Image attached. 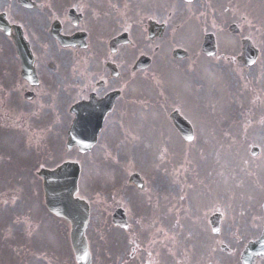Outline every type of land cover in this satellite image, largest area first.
Masks as SVG:
<instances>
[{
  "label": "rangeland",
  "instance_id": "374dc122",
  "mask_svg": "<svg viewBox=\"0 0 264 264\" xmlns=\"http://www.w3.org/2000/svg\"><path fill=\"white\" fill-rule=\"evenodd\" d=\"M37 1L42 2L44 0ZM231 4L237 5L234 0ZM244 7L252 8L247 12L249 18H246L244 15ZM244 7L229 8V12L234 16L242 15L239 22L244 29V35L238 38H249L253 45L260 50V56L262 53V59L259 57V63L257 62L258 64L250 68H245L242 64L238 63L230 65V70H234L235 73H223L224 81H221L223 69L220 71L219 66L212 64L208 60L201 59L200 63L205 68L210 67L215 85L214 95L218 97L216 100H212L210 95L206 98V94L208 95L211 89L205 88L206 93L200 98L203 104L201 103L197 106V109H200L203 114L201 119L195 117L194 111L190 110V108L185 107V112L181 110L191 123L202 127L200 134L196 132V139L193 144L187 145L181 140V144L179 143L177 135L169 128L164 118V112L167 107L162 103H156L160 99H163L164 103L167 104V99L170 97L168 94L171 90H166L167 84L164 81L162 72L159 69H155L153 71V84L156 89H154L152 96H149V100L153 101L155 105L160 104L159 111L158 114L152 117L151 112L148 114L145 104L142 105L144 99H139L136 105L125 112L126 119L131 124L132 129L126 133L124 131L120 132L119 137H126L130 142L129 153H127L126 148L120 151L114 145L119 132V121L114 126L111 125L107 128V135L110 139L107 140L106 146H114L110 147L112 151L105 152L104 160L101 163L104 162L107 165L102 167L101 170L106 172L107 177L111 178V182L107 184V178L103 177L101 184H104V182L106 184L100 189L97 172L94 167L92 172L93 168L91 169V167L93 164H96V157L99 153L91 157L80 158L82 167L86 168H83L82 175L84 181L81 186V193L88 191L90 185L95 189L98 188L96 197L91 199V201L94 206L98 204L101 207V211L98 214L99 219H96V216L93 215V231L90 237L94 264H201L200 253L203 252L204 248H207L210 242L215 245L210 253L213 258L212 264H223L217 259L225 258L229 264L236 261L235 258L231 257L240 256L247 243L260 237L264 224V214L262 211L264 202V28L259 23V20L264 19V0H244ZM17 8L16 0H0V10L9 11L14 17H17ZM259 9L261 12H259ZM202 12L205 15L209 14L212 18L215 16V13L211 9ZM27 13L29 14V12ZM48 13L47 8L41 12H35L36 19H41V23H34V26L44 34H47L46 14ZM224 18H226V15H224ZM30 20L34 21L33 18H30ZM190 26H194L193 22H191ZM169 43L184 44L192 54H196L198 59H200V30L192 29L188 35L181 33L174 34L170 37ZM228 44L232 45V53L237 52L239 49L236 41H230ZM172 48L169 45L168 51L170 52ZM226 57L224 55V60H218L222 62L223 66L228 64L225 59ZM194 60L193 56L189 61L186 60L175 64L181 65L186 70L194 66ZM196 70L200 78H192L194 84L199 83L206 86L202 78L207 84H211V77L205 72V69L197 67ZM168 71L173 72L171 68ZM169 72H166L165 80L170 78V74L174 75V72L170 74ZM175 75L178 82L180 81L184 92L187 93L185 102L188 104L190 98L187 88L189 84V71L186 70L181 75L179 73ZM242 87L244 88V104L241 95ZM66 91L68 92V87H66ZM196 93L195 90L194 94ZM181 102L183 103V100ZM190 102L194 106L197 105L196 100L190 99ZM62 105L66 106V104ZM176 107L169 104L168 114L176 109ZM52 108L54 109V107ZM48 116H53V112H50ZM189 117L193 118L190 119ZM8 120H10V117ZM159 124L163 125L164 129L160 130ZM203 128H205L208 135L212 136V139L207 138L204 140ZM47 129L48 127L45 123L34 122L31 130L37 132V135L33 141V133L26 124L20 123L17 127L7 125L6 129L0 127V149L3 148L8 154L6 163L13 164L14 166H18V164L31 165L32 163L35 165L37 164L35 162L37 155L34 154L36 150L49 151L51 157L46 159H50L51 164L60 160H70V153H67L65 149L66 137L61 138L60 142V137L55 132L48 133V137H45L44 134L41 135V132L47 131ZM55 129H65V123H56ZM161 131L167 132L173 139L174 144L178 143L175 146V148L178 147V151L176 150L178 157L172 155V158L169 159V163L174 167V171L185 169V176L183 178L185 184L184 186L181 185L179 189L184 194L180 197L176 193L175 197L168 201L169 204L160 201L157 195L171 198L176 191L179 174L176 177V172H173V168L167 167L166 169V161L160 160L159 154H156L152 159L145 155V151L151 152L152 144L148 143L150 136L152 133ZM170 137L168 139V150L172 152V148L170 147L172 139ZM134 138L136 141H134ZM231 141L232 144H230ZM53 142H56V146L58 145V151L52 148ZM131 142L134 146L131 145ZM255 146L261 150L257 158L251 156V150ZM204 149L207 152L210 151L207 157L205 155L203 157V161L206 163L200 162L196 158V154L202 155ZM134 150L138 151L134 152ZM212 152H215L213 157ZM140 161L142 163H147V161L152 163L150 172L147 173L149 182L146 181L147 189L143 195L133 190L134 195L131 197V202L128 199V195L124 194L120 188L110 189V187L116 182L121 183L120 175L116 174L117 164L124 163L130 167V169L122 170L124 173L128 171L126 174L128 180L132 173L139 170L138 163ZM3 163L4 161L0 158L1 169H3ZM41 165L46 166L45 164L37 165L34 171H38L42 167ZM6 172L11 173L12 171L8 169ZM31 175L33 176L31 183L15 179L17 183L2 182L0 184V191L8 189V196L13 197L12 207L7 206L6 208L8 215L13 219L18 218V222H14L11 227L12 232H15L16 235H21L23 242L25 241L24 236L26 233L30 234L31 237V242L26 239V245H23L22 249H20L21 251L23 250L22 253L25 252V257H32V260L25 262V264H65V261L67 262L68 260L67 264H76L71 254L69 243L68 247L66 244V238L68 242V226L59 220L56 221L65 231L64 235L62 229L58 230L57 227L53 230L50 228L48 233L49 226L44 219L43 225L39 223L40 216L46 219H49V217H47L48 215L41 207V204H44L42 186L36 181L35 174L31 173ZM26 193L27 195H34L36 198L34 199L35 207L36 209H40L44 216L40 214L36 218L31 212L27 213L26 206L19 199L21 194ZM152 193L154 196H152ZM200 197H202L201 201L199 200ZM234 201L239 202L243 207L238 206ZM180 202H182V209L178 208ZM164 205L165 208H163ZM120 206L127 209L129 207V209L134 210V216L136 217L134 219L131 210L130 212L128 210L131 223V230L128 233V239L130 240L128 247L123 240L115 237V235H120L127 238L125 233L113 228L111 234H103L100 237L99 232V227L105 226L101 225V220L109 226L108 223L110 222L111 224L112 212H115ZM139 207H141V210L143 209L145 214L142 219L145 225H149L152 219L161 217L160 223L162 225L172 228L177 227L178 229L170 231L164 227H160V223H157L149 231H144L140 224L141 232L137 225V219H140L138 215ZM163 209L165 216L162 215ZM215 213H222L225 217V222L222 224L221 237L213 236L210 230L209 218ZM187 215L188 217H186ZM34 216L35 218H33ZM180 216L182 220L187 218L190 226L184 228L181 225ZM39 225H42L44 228L41 227L42 230L38 229L36 231ZM29 226L34 227L30 228L31 231L24 232L25 229L30 230L27 228ZM20 227H23L22 231L18 230ZM206 227L209 229V234L214 237L212 241ZM191 229H196V231H191ZM56 233L58 241L55 238ZM99 237L101 238V248ZM139 238L142 240L141 243L138 241ZM102 240L109 250L105 253ZM145 241L148 242L146 245L144 244ZM225 243L232 247L231 253L221 250L220 247ZM113 246L118 250H114ZM51 248L55 251H52ZM134 249L135 251L133 252ZM62 251L64 252L65 260L62 256L58 260L55 252L60 254ZM59 254L58 258L60 257ZM20 263L21 259L16 258L15 264ZM257 264H264V262L258 261Z\"/></svg>",
  "mask_w": 264,
  "mask_h": 264
},
{
  "label": "flooded vegetation",
  "instance_id": "af4514ba",
  "mask_svg": "<svg viewBox=\"0 0 264 264\" xmlns=\"http://www.w3.org/2000/svg\"><path fill=\"white\" fill-rule=\"evenodd\" d=\"M180 4L181 0H50L47 34L34 26L41 23L35 14L41 5L20 7L16 20L7 15L9 36L0 31V56L7 63H0V104L15 98L18 103L49 106L53 116L57 110L52 106L66 104L59 111L73 120V105L120 92L108 121L130 101L128 91L134 94L150 79L156 59L168 56V46L175 44L169 43V33L174 23L179 25L169 8ZM16 35L24 36L34 57L35 75L30 79L22 74ZM124 35L127 43L114 48L112 43ZM141 58L152 59L151 66L136 68Z\"/></svg>",
  "mask_w": 264,
  "mask_h": 264
},
{
  "label": "water",
  "instance_id": "95a60500",
  "mask_svg": "<svg viewBox=\"0 0 264 264\" xmlns=\"http://www.w3.org/2000/svg\"><path fill=\"white\" fill-rule=\"evenodd\" d=\"M0 27L4 28L5 25L1 23ZM244 50L246 53L250 50L248 43H245ZM255 58L254 55L248 64L252 63ZM84 118L85 116L82 117V114L79 115L74 124L68 143L70 150L74 146H78L82 152H86L90 150L97 140L100 124ZM172 119L180 132L188 140H191L192 136L189 133L187 123L177 114H174ZM79 174L80 169L77 165L66 163L54 171H42L41 177L45 180L46 203L49 209L57 216L65 218L72 223V243L78 263L91 264V257L85 238V231L89 222L88 207L83 202L74 198L78 192ZM122 219H124L122 214L121 216L116 215L114 222L124 225ZM213 223L214 230L217 232L218 227L216 222L214 221ZM257 257H264V234L260 241L249 245L243 254L242 260L244 264H254Z\"/></svg>",
  "mask_w": 264,
  "mask_h": 264
},
{
  "label": "snow or ice",
  "instance_id": "6c2138e0",
  "mask_svg": "<svg viewBox=\"0 0 264 264\" xmlns=\"http://www.w3.org/2000/svg\"><path fill=\"white\" fill-rule=\"evenodd\" d=\"M189 139H191V137H189Z\"/></svg>",
  "mask_w": 264,
  "mask_h": 264
}]
</instances>
